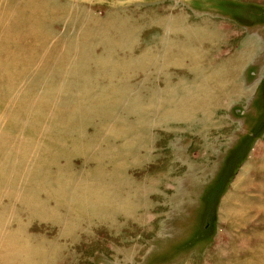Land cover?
Segmentation results:
<instances>
[{
    "label": "rangeland",
    "instance_id": "rangeland-1",
    "mask_svg": "<svg viewBox=\"0 0 264 264\" xmlns=\"http://www.w3.org/2000/svg\"><path fill=\"white\" fill-rule=\"evenodd\" d=\"M8 1L0 0V44L17 18L30 16L24 0L13 7ZM46 2L54 13L45 15L56 16L45 28L50 37L42 43L39 31L28 34L25 24L17 25L21 33L9 49L18 60L6 74L26 71V50L34 49L38 59L29 67V78L19 76L13 94H0V264H264V211L257 212L264 207L254 201H264V0ZM117 15L129 18L127 27L133 30L123 45L112 38L114 53L104 63L106 45L82 49L78 37L100 17ZM194 27L197 32L189 33ZM181 45L185 51L179 52ZM64 50L85 53L94 92L124 84L113 112H105L108 97L104 101L92 94L96 107L90 114L83 102L69 97L87 71L74 75L64 59L55 77L52 70ZM5 55L0 54V65ZM47 62L52 64L45 68ZM110 68L116 78L108 77ZM34 76L42 80L35 83ZM83 90L82 97L88 93ZM52 91L57 93L51 96ZM46 96L79 106L78 112L85 109L79 113L86 117L77 118L71 132L58 131L69 126L63 121L69 114L43 104ZM195 100L208 103L190 117L181 116V109L192 108ZM150 104L159 110L152 112ZM18 106L32 111L29 116L36 121L9 128ZM142 108L147 120L139 126ZM37 109L46 116L39 118ZM43 146L53 152L42 155ZM38 156L50 161V174L27 168L23 158ZM97 169L108 176L107 187L100 188L105 192L99 194L105 199L100 212L92 214L88 204L73 201L75 212L69 215L62 199L70 193L55 191L92 192L97 186L84 179ZM113 178L118 184L110 183ZM242 180L254 181L239 187ZM36 199L35 205L44 204L40 214L29 210ZM231 206L236 217L229 213ZM22 244L50 253H17Z\"/></svg>",
    "mask_w": 264,
    "mask_h": 264
},
{
    "label": "bare ground",
    "instance_id": "bare-ground-1",
    "mask_svg": "<svg viewBox=\"0 0 264 264\" xmlns=\"http://www.w3.org/2000/svg\"><path fill=\"white\" fill-rule=\"evenodd\" d=\"M7 4L10 5L11 7H13L14 5L18 4V0H9L7 2ZM22 7L24 8L25 11H28V14L30 16L26 19H23L22 17L17 18L16 23H14V25L12 27H10L9 29L6 28L7 34H6L3 42L0 44V54L9 53L8 56L5 55L6 62L0 65V73H1L0 75H1V78L3 79V81H5V85L0 87V94H3L5 96H9L10 94H13L14 91L18 88L19 85L17 83V79L19 78V76H23V75L27 74L28 76L26 78H29V76L31 75L29 67L32 68L36 64L37 59H38V58H36L34 61V58L37 55V52L34 51V49H32L31 51L26 50V51H24L25 65L23 66V68L25 67L27 72L25 71L22 75H14L13 74L12 76L6 74V72H8L10 69L13 68L12 66H10L11 65L10 63H12L14 60H18L17 59L18 54H14V52L11 49H9L10 45H11L10 43L14 40L15 36H17L19 33H21L20 26L17 27V25L25 24V26L28 27L27 28L28 34L33 29H35L36 31H39L44 36L43 37L38 36V38H41L43 40L42 43H44L46 41V39L50 37V35L47 34V30L45 31L47 23L49 20H52L56 17V16H53L54 14L51 16L45 15V13H47L50 10L54 13V11H53L54 9L51 8L49 5H47L46 0H44V2H35L33 0H24L22 2ZM55 12H57V11H55ZM109 14L115 15L116 13L112 12ZM4 18H6V17H4ZM125 18L126 17L124 16V19H123V17L121 19L120 16L118 17V15L116 18L113 16H111L110 18L109 17L108 18L100 17L95 24H92V25H95V27H93L91 25L86 26L85 29L81 33L82 34L81 38L78 37V39H81L80 42H82L80 47L82 46V49H84L86 46H90V47L94 48V46L99 45V44H103V46L106 45L105 51H106V54H108V55H104L106 58L103 59V62L104 63L109 62V59L111 58V56H113V53H114V52L112 53V51H111L112 50L111 47L113 46L112 43L114 42L112 38H117V40L119 42L118 45H123L124 41L127 40L128 35L133 30L132 27H130V28L127 27L129 25V23H131V22H129V18H126V19ZM93 19H95V18H93ZM177 19L179 20V18H176V20ZM176 20L173 18L172 22L176 21ZM78 21L80 22V19ZM1 22L3 23L4 21L2 20ZM79 22H76V23L72 22V24H77ZM83 24L88 25L87 22H84ZM189 29H190L189 33L192 34V33L197 32L198 27L189 28ZM23 30L25 32L27 31L26 28H24V27H23ZM25 32H24V34H25ZM102 41H104V42H102ZM179 47H180L179 52L185 51L184 46L182 47V45H181ZM28 48H32V46L28 47ZM172 49L174 50V48H172ZM55 50H56V53H58L60 49H55ZM168 52H169V50L166 51V53H168ZM62 54H63V56H62L63 59L56 61V62H58V64H56V68L52 70L55 74L54 75L55 77L57 75H60L59 73H60V70L62 69L61 63L64 59L66 61L69 60L68 61L69 62V70L73 74H74V72L78 73V72L83 71V70L87 71V75L84 73V75L82 76V78H86L84 81H81V82L75 81L78 84H75V89L73 90L72 94L69 97H71L73 100L76 98V100H74L75 102H78L79 100L81 102H83V104L85 105V108L87 110L86 113H88V114L92 113L95 110L94 108L96 107L92 103V99H93V96H91L92 94L103 99L104 101H105V98L108 97L107 100L105 101L106 102L105 112L106 113L113 112L114 108L119 106V101L115 98V96L116 97L118 96L119 91L122 88V86H124V84L116 85V86L112 87L111 91H110V88L108 90L105 89V93H103L101 91H97V92L95 91L96 92L95 93L94 87L91 88V85L94 82L91 80L90 72L85 68V65H86L85 64L86 57H84L85 53L84 52H82L80 54L74 53V55H73V54H71V52L69 50H66V51L64 50ZM194 54H195V52H194ZM173 56L171 57V60H172V58L177 60ZM73 57H75V59ZM177 57H179V56L177 55ZM72 58H73V60H71ZM73 61H74V64L72 66ZM1 62H2V60H1ZM111 62H113V61H111ZM49 64L50 63H48V62H47V64L45 63V68L51 66L52 63L50 65ZM62 67H64V66H62ZM13 70H14V68H13ZM109 70H110L111 74L108 75V77L116 78L117 74L114 71V69L110 68ZM63 71L65 72L64 69H63ZM74 75H76V74H74ZM33 78H34V80H36L35 83L42 80V77H40V76H34ZM33 78H31V80L30 79L29 80L33 81L32 80ZM49 78L50 77L48 75H46L45 80H48ZM51 79H54V77H52ZM30 81H29V83H30ZM73 83L70 84V87L74 86ZM82 88L88 91L87 95L84 97H82V95L84 94V90ZM90 90L92 91V93L90 92ZM52 92H54V93H52ZM52 92H51V96L57 93V91H52ZM63 93L65 95L68 92L66 90H64ZM69 97L66 98V101L69 100ZM57 98L59 99L58 95H57ZM194 98L195 99L199 98V95L195 96ZM45 100H42L43 104H51V105L57 106L58 109L60 108L61 112L65 111V114H69V116H70V117L67 116V118L63 120L69 126H62L61 128H58V131L63 130V131L71 132L74 128L72 130H70V125H73L77 118H79V119L82 118L84 120V118L86 117V114H82V115L80 114L85 109L81 108L79 110L80 113L78 112L79 106L74 109V107L67 106L66 103H61V101H58V100H55V102H52L51 101L52 97H48V96L45 97ZM140 100H141V98H140ZM207 103L208 102L205 100H195V101L190 103V105H194L192 108H182L181 109V116L183 115L185 117H190V116H192V114L194 112L201 109V106L203 104L206 105ZM172 104H173L172 102H168V105H172ZM150 107L151 108H149V110H151L152 112L153 111L157 112L159 110V108L156 109V104H155V110L153 109L154 106L152 104H150ZM107 109H109V110L107 111ZM33 110H35V109H33ZM75 110H76V112H75ZM142 110L144 113L142 116L140 114V111L138 113L139 121L137 122V124H139V126H142L143 124H145V121L147 120V109L142 108ZM203 110H205V108H203ZM97 111H98V109L96 110V112L94 114L97 115ZM30 113L33 114L32 111L29 112L28 109L24 108L23 106H18L17 108H14V114L12 117V121L7 125V127L13 128V126H14L15 128L18 129L19 126L30 125L31 123L36 121V119H33L31 116H29ZM35 113L39 114V118L40 117L43 118L46 116L45 112L42 109H37ZM169 113H170V111H169ZM71 114H72V116H71ZM170 114H174L173 109H172ZM25 147L29 148L30 146H25ZM39 151L41 152L42 155H47V154L50 155V153L53 152V149L52 148H46L45 149V147L43 146V148L42 149L40 148ZM23 159L25 161L27 160L26 164L29 165V167H27V168H32V172H37V173L42 174V175L50 174V172L48 171L49 170V167H48L49 163L48 162H50V161H45L43 159V156L42 157L38 156V157L33 158L31 160H28L26 158H23ZM248 173H250V172H248ZM248 173H246L247 176H249ZM93 174H94V177H91V179H88V178L84 179V180L90 181L94 186H97V188L92 190V192L91 191L82 192V194H84V195L80 196V195H75V194H79V193L77 191H74V190L73 191L65 190L63 192L55 191L56 194H54V195H64V194L66 195L67 193H70L66 197L65 201L62 199L63 202L69 204V206H70V208H68L69 209V211H68L69 215L73 214V211H74L71 209V203L73 201H74V203L83 202L84 204H88L87 207L89 206V208L93 209L92 214H96L97 212H100V208L103 206L102 204L105 200V199L99 198L100 193H105V192H100V188L101 187H107V180L106 179L108 178V176L105 175V172H103L102 170H98V169L93 171ZM248 178L249 177H247V179ZM262 178L263 179L260 180L261 181L260 183L264 184V177H262ZM118 180L119 179L113 178L112 180H110V183L118 184ZM253 181L254 180H244V182H243V180H242L240 183H238V186L239 187H241L242 185L247 186V185L253 184ZM59 182L62 183L63 186H66L65 183H67V182H64V180L59 178ZM48 184L53 185L54 182L51 181ZM262 186L264 187V185H262ZM252 188L257 189L258 187H257V185H254ZM72 193H73V195H72ZM91 193H93V194L89 195ZM50 195L53 196V194H50ZM232 195H231V197H232ZM89 197H92V199H89ZM242 198H243V201L244 200H246V201L250 200V198L248 196L247 197L243 196ZM234 199H236V198H234ZM254 199H255L254 201L259 202V204L261 203V205H263V207H264V201L262 199L261 200H259L260 198H257V199L254 198ZM92 200H93V202H92ZM240 201H242V200H240ZM36 202H37V199L35 200V203L33 205H29L30 206L29 210L33 214H40V212L42 211V210H40V208L43 207L44 204H41V202L39 201L40 203L38 202L37 205H35ZM261 210L264 211V208L258 209L257 210L258 214L261 213ZM50 211H51V215L55 214L54 210H50ZM229 213H231L232 217H236V216H234L235 215L234 214L235 213V206L230 207ZM74 214L76 215V213H74ZM78 214H79V212H78ZM82 214L86 215L85 211H83ZM54 217H55V219H58V216H54ZM243 219H244V217L241 220H243ZM69 232L71 233V231H68L67 233H69ZM10 238L15 239V235L10 234ZM10 242L13 243L14 245L18 244L16 241H13V240ZM17 253H21V254L25 253L27 256H29L30 254H34V253H37L41 256L43 254L45 256H47V254L49 255L50 252L47 249H43L42 246H40V245L22 244L21 246H19Z\"/></svg>",
    "mask_w": 264,
    "mask_h": 264
}]
</instances>
